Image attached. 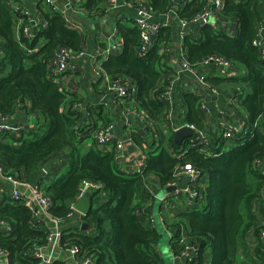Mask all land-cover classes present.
Here are the masks:
<instances>
[{"label": "trees", "instance_id": "16d2710c", "mask_svg": "<svg viewBox=\"0 0 264 264\" xmlns=\"http://www.w3.org/2000/svg\"><path fill=\"white\" fill-rule=\"evenodd\" d=\"M104 2L86 0L80 8L88 15H97L105 10ZM129 2L136 8L147 7L152 16L169 9V0ZM259 4V0L238 3L225 0L223 12L238 18L237 37H228L210 26H200L197 29L201 32V39L185 36L187 39L183 41L190 64L215 56L244 72L236 77L207 80L218 89H237L239 106L247 123L251 124L260 117L262 127L264 60L252 46L256 37L254 10ZM201 7L193 2L181 7L178 14L190 20L202 11L204 6ZM39 10L44 22L35 28L34 37L28 39L23 24L15 31L18 14L10 4L0 0V116L10 118L20 108L36 117V124L31 130L23 131L15 145L8 140L13 139L8 133L0 134V165L7 173L17 172L30 182L53 156H67L63 165L48 169L45 177L40 174L39 182L50 203L48 213L60 222L72 213L83 180L102 186L104 195L101 191L92 192L91 207L81 218L90 228L61 231V247L75 250L78 259L88 258L94 264H163L162 257L154 249L159 233L150 226L147 213L136 215L141 208L136 200L144 198L145 179L154 177L159 186L164 187L174 180L176 166L191 164L207 177L206 188L202 190L204 205L197 208L200 210L194 208L177 213L165 224L173 232L172 253L178 255L186 246L195 249L197 258L187 261L189 264H203L205 252L211 254L210 264H264V221L256 217L253 208L254 203L259 206L264 203L260 195L264 176L251 168L255 159L264 158V131L250 129V136L244 140L235 136L230 140L234 145L226 149L219 140L210 138L204 150L191 147L186 154L176 156L180 147L173 144L172 135L166 136L161 131L166 108L162 93L169 87L174 73L166 67L158 51L152 50L143 57L137 55L140 35L134 26L124 32L133 44L132 48L126 46L122 54L111 55L103 68L108 73L114 72L111 75L115 79L111 82L123 81L118 79L122 77L119 73L127 75L124 79L130 84L127 98L137 90L136 104L126 102L127 105L138 108L148 130L154 127L158 136L156 140L153 138V147L156 148L147 152L141 172L121 171L114 162L113 153L102 151L94 139L95 133L109 127V123L95 126L90 122L81 127L76 96L49 78L48 68L59 48L75 52L82 50L78 33L68 28L63 16L50 4L45 3ZM124 29L121 27L118 32ZM100 111L101 106L94 114L99 115ZM90 132L93 138L89 137L91 144L88 145L85 138ZM188 140L184 141L182 148ZM144 217H147L146 223ZM0 221L10 229L8 233L0 231V251L7 254V264H38V259L31 254L36 247L48 245L49 232L44 224L36 220L23 203L8 196L0 203ZM185 232L183 244L180 238ZM249 232H253L258 242L252 254L245 239ZM237 255H242L244 260L237 261Z\"/></svg>", "mask_w": 264, "mask_h": 264}, {"label": "crops", "instance_id": "0c3cea01", "mask_svg": "<svg viewBox=\"0 0 264 264\" xmlns=\"http://www.w3.org/2000/svg\"><path fill=\"white\" fill-rule=\"evenodd\" d=\"M85 1L86 0H49L48 2L46 0H10V6H19L27 13V16L22 18V24L25 31L32 34L33 37L35 28L44 22L42 13L39 9L45 3L47 5L50 4L56 12H59L63 16L68 28L78 33L81 40V49L87 54L82 58L71 60L67 71L62 75L54 76L50 73L51 71L48 70L49 78L53 82L59 84L61 89L76 96V109L81 112V116L78 119L81 127L89 125L90 122L95 126L109 123V126L112 128V136L117 141L121 142L122 149L115 154L112 147H110L111 150L106 146H99V148L104 152L113 153L114 162L121 171L133 174V160L144 156L146 161L147 152L153 151L156 148L153 147V128L151 127L150 130H148L145 121L138 120L133 116L126 119L123 116V104L119 103L114 94L106 88L107 82L105 77L109 81L115 79L111 75L114 72H106L103 68V64L110 59L111 55L118 56L122 54L126 50V46L132 48L133 44L129 41L128 36L124 35V32L126 29H131L135 26V19L137 17L136 7L131 5L129 0H105V10L102 13L88 15L80 8ZM232 1L238 3L242 0ZM259 1V7L254 10V26L262 29L259 37L264 42V0ZM193 2L201 4L202 7L204 6L202 10L207 9L211 13V16L205 24L190 23L185 29H181L179 19L183 17L179 16L178 11L181 7H185L186 5L190 6ZM138 3L139 2H137V4ZM224 6L225 0H177L173 12H168L169 9H167L165 13H155L151 22L158 24L160 26L159 31L161 32L154 37L149 52L152 50L158 51L166 67L170 68L174 73L172 82L169 87L166 88L169 89V93L165 95V97H162L166 104V108L164 109L165 115L161 121L162 134L173 136L176 130L182 126H186L193 130L194 133L192 136L195 137L198 133H202L207 139L209 138L208 140H210V138L219 140L223 148L226 149L234 144L230 141L232 138L228 140L222 138L224 127L229 125L232 129H247L248 131L251 129V131H253L259 128L264 131V126L261 127L260 117H257L251 124L247 123L246 115L239 106V94L237 89H218L217 86L215 87L208 83L207 78H230L240 76L244 74V72L237 66H231L226 70H219L215 65L201 63L202 60L194 63L190 71H185L182 67L183 60L188 61L187 47L183 40L187 39L185 36H189L193 40L201 39V32L197 29L198 27L210 26L216 30H221V33L228 37H237L239 28L238 18L232 13H224ZM16 27L18 30L19 26H17V23ZM121 27L125 29L118 32V29ZM181 30H183L185 34L183 37H180ZM112 33L114 34L110 38ZM113 43L116 44L117 49L107 53L106 49L108 45ZM137 52L138 46L136 53ZM97 53L100 55L95 56L94 54ZM95 69H100L99 75L95 74ZM119 74H121L122 77H118V79L124 81L127 75L125 76L123 73ZM136 94L137 90L132 92L129 98H126V102L136 104ZM186 98H190V100H186ZM99 106H101L100 114H94ZM90 113H92V116ZM89 115L92 118H89ZM7 120L9 130L4 133H8L12 136L13 139L8 140L13 143V145H15L18 138L23 135V131L31 130L36 124V117L32 114L24 113L20 108L14 116L7 118ZM155 131L158 136L157 129H155ZM87 135L88 137L85 138V141L89 145L91 144L89 137L93 138V133L90 132ZM184 141L182 145L185 144ZM199 147L204 150V147L201 145ZM183 149L184 148L180 147V153L176 156H182L188 152V149ZM116 155L121 159L119 163L115 159ZM66 161L67 156H53L42 169L41 173L30 182L25 181L15 172L24 183V185L16 188V191L19 193V202L23 203V200L31 202L37 212L35 216L36 220L43 223L48 232L51 230L55 232V228L58 232V237L54 236L51 242L41 251L42 258L38 259V264H77V256H75L76 258L73 257L68 250L61 247L59 242L61 231L79 228L81 224H84L81 220L82 215L73 209L75 202L72 205V213L69 217L61 222L57 220L59 224L56 226L44 213L45 211L40 208L34 200L31 201L29 199L31 198V189L35 186L40 187V174L42 177H45L48 169H57L58 165H63ZM200 183L202 191L203 188H206L207 177L201 174ZM185 184H187L186 178H182L178 180L177 187L182 189ZM166 188H168L167 185L160 187L158 180L154 177L145 179L143 181L144 198L136 200L141 207L136 211V215L141 216L147 213L150 226L157 229L159 239L154 244V249L160 256L161 252L158 247L159 240L163 234L168 236V249L170 254H167V264H189V262L186 263L184 258L177 259L176 255L172 253L170 243L173 241V232L169 230L165 224L169 223L177 213L189 212L194 208H200L201 203H203V195L202 199L193 204L192 209H189L191 206L186 204L185 197L182 194L173 195L175 189L171 192H166ZM13 189L15 188L9 182L0 178V203L5 196H11ZM160 189L165 191V195L159 199L157 198V193ZM102 194L104 195L103 192ZM165 197L166 200L163 201ZM77 199L79 198H76V200ZM161 199L162 201H160ZM253 208L256 217L262 221V207L254 203ZM48 215L50 216L49 213ZM147 217H144V223H146ZM155 217H157L158 220L157 224H155ZM88 228L90 227L88 226ZM0 231L5 233L9 232L8 225H5L2 221H0ZM181 237L185 238L186 232L181 235ZM245 239L249 251L252 254L255 246L258 244L257 239L253 232L247 233ZM210 255V253L205 252L203 264H210ZM186 257L196 259L197 254L195 249L189 251ZM5 260V255L0 253V264H5ZM238 260L243 261L244 257L242 255H237V261Z\"/></svg>", "mask_w": 264, "mask_h": 264}, {"label": "built area", "instance_id": "2783aa9c", "mask_svg": "<svg viewBox=\"0 0 264 264\" xmlns=\"http://www.w3.org/2000/svg\"><path fill=\"white\" fill-rule=\"evenodd\" d=\"M8 4H10V0H4ZM49 2V0H46ZM177 0H169L170 8L168 12H173L174 11V6ZM14 12L18 14L17 16V26H20L22 24V18L24 16H27V13L24 12L23 9H21L19 6H12L11 7ZM136 14L137 17L135 19V26L139 31V44H138V52L137 55L139 57L145 56L148 52L149 49L153 43L154 37L157 35V33L160 30V26L156 23L151 22L152 21V14L149 11V9L145 6H140L136 8ZM174 14V13H171ZM211 16V13L206 9L202 10L201 12L195 14L190 20L181 18L179 19V24L181 29H185L186 26L190 23H196V24H205L208 22L209 17ZM42 27H45V24L42 25ZM15 28L17 30V27L15 25ZM256 37L252 40V46L259 51L260 58L264 60V42L260 39L259 34L262 32V29L260 27L256 28ZM24 34L26 38L32 39L33 35L29 34L25 31L24 29ZM114 33L110 35V38L112 37ZM185 34L183 30L180 31V37H183ZM117 46L116 44H111L108 45L107 47V53L111 50H116ZM87 53L83 50L79 52L72 51L70 49H65V48H59L55 55L53 60L50 63V66L48 70H50L51 74L54 76H59L64 74L67 71V68L69 66V62L74 59H79L82 58L86 55ZM95 56L100 55L99 53L94 54ZM201 63L206 64V65H215L219 70L220 69H228L232 65L230 62L223 58L211 56L203 60ZM194 65L188 63V61L183 60L182 62V67L183 70L185 71H190L192 70V67ZM100 69H95V74H100L99 72ZM106 82H107V90L112 92L115 96V98L119 101V103L123 104V116L128 119L130 116L135 117L138 120L144 121V115L138 108H131L126 104V98L128 96L127 92L129 91L130 84L125 82V81H114L111 82L109 81L106 77ZM131 90H134V87L131 86ZM169 93V89H165L162 93V97H165ZM8 120L2 116H0V134L4 132H8L9 128L7 126ZM152 132H153V138L156 139V131L155 128L152 127ZM250 132L245 129H232L229 125L223 128V134L222 138L224 140H228L230 138H239V140H244L248 138L250 135ZM193 138V137H191ZM94 139L96 140V143L98 146H106L109 147V150H111L110 147H112L113 152L116 154L117 151L122 149V144L120 141H117L113 136H112V128L109 126L105 129H102L98 132L95 133ZM194 140H188L186 142V145L183 150L189 149L191 147H199L200 145L202 147H205L208 145L209 140L204 136L202 133H198L197 136L193 138ZM196 142L194 144L193 142ZM215 156V155H214ZM117 162L119 163L121 161L120 157L116 155ZM145 165V157H139L135 160H133L132 163V173H139L142 171L143 167ZM251 168L253 170L258 171L264 176V158L263 159H255L252 164ZM200 172L194 168L191 164H184L182 166H176L174 170V180L170 183L167 184V187H175V191L173 192V195L177 194H182L185 197L186 204L192 206L193 204L199 202L202 199V194H201V183H200ZM0 178L9 182L15 189L12 190L10 198L16 201H19V193L16 191V188L24 185V183L20 180V178L17 176L15 173H7L4 168L0 165ZM182 178H186V183L185 186L180 189L177 187L178 180H181ZM102 186L100 184L91 182L89 180H83L79 186L78 189V196L77 198L82 197L83 195L95 191H101ZM31 198H29L31 201L34 200L36 204L40 208H42L45 212V214L49 217V219L56 225L58 226V221L52 219L48 215V209L50 207L49 201L44 197L43 192L40 187L35 186L34 188L31 189ZM261 197L264 200V187L262 188L260 192ZM166 200V197L163 198V201ZM162 201V199L160 200ZM24 206L30 210L34 216L37 215V212L35 211L33 205L29 201L23 200ZM262 221H264V203L262 204ZM10 230V229H9ZM8 231V230H7ZM52 231V232H51ZM49 232L48 236V244L51 242L52 238L55 236L58 237V232L55 228L54 230H51ZM263 236V248H264V230L262 232ZM180 243H185V238L181 237L180 238ZM45 248V246L41 247H36L31 254L33 258L40 259L42 258L41 251ZM192 248H189L188 246L185 247L184 251H182L180 254L176 255L177 259H182L184 258L187 261H191V258L186 257V254L191 251ZM69 253L75 257V250H68ZM1 254L5 255V264H7V254L4 253L3 251H0ZM76 258V257H75ZM188 258V259H187ZM77 259V264H92L93 262L88 259V258H83V259ZM188 264V263H187Z\"/></svg>", "mask_w": 264, "mask_h": 264}, {"label": "water", "instance_id": "95a60500", "mask_svg": "<svg viewBox=\"0 0 264 264\" xmlns=\"http://www.w3.org/2000/svg\"><path fill=\"white\" fill-rule=\"evenodd\" d=\"M193 130L186 127V126H182L181 128H179L178 130H176L173 133L172 136V140H173V144L175 146L181 147L182 143L184 140L188 139L189 137H191L193 135ZM175 189V187H168L165 189L166 192H171ZM91 194L87 193L84 196H82L81 198L77 199L73 205V209L76 210L77 212H79L82 216H85L90 207H91ZM81 229H87L88 226L85 224H81L80 226Z\"/></svg>", "mask_w": 264, "mask_h": 264}, {"label": "rangeland", "instance_id": "374dc122", "mask_svg": "<svg viewBox=\"0 0 264 264\" xmlns=\"http://www.w3.org/2000/svg\"><path fill=\"white\" fill-rule=\"evenodd\" d=\"M165 195V191L163 189H160L157 193V198H161ZM256 205L259 203H255ZM202 205H204V203H201V207L200 209L202 208ZM158 223V220H157V217H155V224ZM169 238L166 234H163L159 240V244H158V247H159V250L161 252V257L163 259V262L164 264H167V260L168 257H167V254H170L169 252V249H168V246H169ZM166 250V251H165ZM166 253V254H165ZM211 258V257H210Z\"/></svg>", "mask_w": 264, "mask_h": 264}]
</instances>
